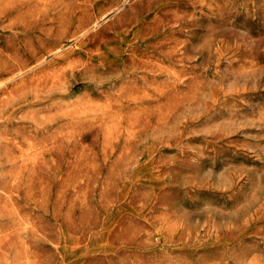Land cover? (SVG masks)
<instances>
[{
	"label": "rangeland",
	"instance_id": "374dc122",
	"mask_svg": "<svg viewBox=\"0 0 264 264\" xmlns=\"http://www.w3.org/2000/svg\"><path fill=\"white\" fill-rule=\"evenodd\" d=\"M0 264H264V0H0Z\"/></svg>",
	"mask_w": 264,
	"mask_h": 264
},
{
	"label": "bare ground",
	"instance_id": "6f19581e",
	"mask_svg": "<svg viewBox=\"0 0 264 264\" xmlns=\"http://www.w3.org/2000/svg\"><path fill=\"white\" fill-rule=\"evenodd\" d=\"M164 7H166V6H164ZM163 9V8H162ZM222 21V20H221ZM209 23H210V21H209ZM211 24V23H210ZM86 33V32H85ZM83 34V33H82ZM103 35V34H102ZM228 62V61H227ZM230 65V64H229ZM232 66V65H231ZM230 67V66H229ZM255 69V68H254ZM256 71V70H255ZM53 72V71H52ZM229 73V72H228ZM230 74H232V73H230ZM52 75H53V73H52ZM119 76V75H118ZM232 81V80H231ZM237 89V88H236ZM230 90V89H229ZM25 91V90H24ZM22 92V91H21ZM35 92V91H34ZM39 92V91H38ZM241 93V92H240ZM36 94V93H35ZM207 94H209V93H207ZM39 96V95H38ZM41 96V95H40ZM24 97V96H23ZM41 98V97H40ZM224 104V103H223ZM54 110V109H53ZM242 203V202H241ZM233 206V205H232ZM244 219V218H243ZM248 221V220H247Z\"/></svg>",
	"mask_w": 264,
	"mask_h": 264
}]
</instances>
